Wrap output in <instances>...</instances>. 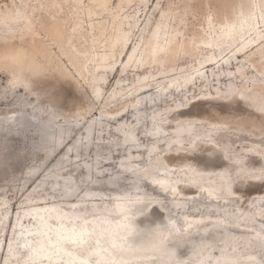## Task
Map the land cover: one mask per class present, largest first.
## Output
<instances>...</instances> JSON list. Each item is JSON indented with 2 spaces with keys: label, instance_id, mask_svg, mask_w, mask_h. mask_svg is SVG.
<instances>
[{
  "label": "rangeland",
  "instance_id": "obj_1",
  "mask_svg": "<svg viewBox=\"0 0 264 264\" xmlns=\"http://www.w3.org/2000/svg\"><path fill=\"white\" fill-rule=\"evenodd\" d=\"M12 1L0 0V14L6 6L16 9ZM14 1L19 3V0ZM84 1L88 2V0ZM226 1L111 0L113 10L110 13L100 9L101 14L92 17L95 23L104 22L102 25H107L99 35L93 36L92 31L75 30L72 36V42L78 50L89 49L90 53L103 52L106 49L103 46L108 44L107 40L111 32H114L110 24L115 13L123 8L124 13L131 16L133 27L129 33L128 49L121 53L120 47H115V56L109 59L116 63L115 67L105 73V82L100 81V97L97 99L93 95V76L100 70L95 67V63L88 62L87 72L79 75L75 71L58 44L47 35L51 23L50 14L52 12L50 10L42 9L41 20L45 23V28L37 21L39 19L37 13L29 14L34 23L28 27H24L23 23L16 18L17 13L13 14L15 20L6 18V21H3L0 15V58L6 54L25 52L39 64L36 70H30L28 73L31 88L29 91L19 87L10 89L13 78L9 71L13 70V67H0V155L10 151H15L19 155V159L17 158L19 162L9 157L8 170L0 174V186L4 185L0 194L8 201L5 207H0V218H2L0 221L2 230L0 232V264L5 257L4 248L15 234V230L21 232V234H15L17 239L12 242L19 252L18 259L23 260L21 264H34L26 255V247L28 248L30 244L36 245L39 241L38 237L45 233L44 229L47 227L43 229L36 222L37 218H41L39 213L42 211L39 206L35 208L31 204L44 203L46 205V203L57 202L59 210L73 206L81 218L91 219L105 208L114 209L115 206L112 203L115 199L124 197L127 192H129L128 198L136 203L129 209V217L138 220L137 229L140 231H136L137 235L143 238L145 236L143 230L147 228L151 229L154 234L150 249H144L143 244L133 245L135 253L145 256L140 260V264H251L248 262L251 259V254L255 256L252 259H256L258 264H264L263 242L250 234L253 229L241 226V230L237 231L229 221L222 220L233 213L238 216L244 212L252 214L250 209L255 204L264 203V161L258 157L245 155L243 146H248L250 140L242 139L227 152H224L218 145L204 144L200 140L196 141L195 149L188 147L189 143L186 140L183 149L163 150L164 142L161 141L159 143L161 150L158 154L160 166L189 164L186 166L187 168H181V170L185 169L187 174L184 171L179 172L178 167L173 168L169 174L175 177L173 180L176 184L175 192L177 191V193L175 194H162L145 180L140 182L139 189L133 191L131 189L132 176L125 172L120 175L115 184L107 185L109 178L107 173L116 172V162L126 151L120 145V135L123 133L115 130L114 126L115 123L120 125L119 121L114 118L110 119L111 116L101 115V113L119 112L125 105H127V112L120 111L116 116L120 121L131 123L135 119V115L128 112V109L135 107H142L135 112L140 117L144 116L139 124L134 122L131 125L138 137V149L140 150V154L136 153L135 157L131 158L136 166L145 163L147 159L145 151L149 145L155 143L154 136L158 138L163 135L168 138L172 136L173 120H177V118L189 119L197 123H208L207 125L216 123L220 125L223 132L227 128L239 127L242 129L238 131L239 134L241 136L249 134V139L264 136V75H259L253 67L264 64V57L258 61L255 60L260 54L259 45L252 44L246 50L247 53H241L238 49L242 45L240 41L226 51L223 58L217 57L219 60L217 65L200 69L205 78H197L200 75L197 72L200 68L198 62L214 56L211 50L215 49V47L196 43L204 38V30L209 31L208 26L204 27V19L209 15L211 18L212 16L215 19L218 16L220 18L225 12L224 2L226 4ZM232 1L238 3L240 0ZM242 1L247 2V0ZM250 1L258 4L262 0ZM233 11H237V9H233ZM168 12H170L169 18L172 22L166 29L169 32L168 38L175 37L177 42L184 43L189 47L196 43L197 48L178 54L174 63L164 61L166 54L162 52L154 59H149L150 64H145L141 68L125 67V63L122 62L127 60L128 50L135 44H139V49L144 48L149 31L161 16ZM179 16H182V21H179ZM84 21V26L89 29V18L85 17ZM76 22L78 20L73 19L68 24L74 27ZM257 30L264 31V25L261 24ZM92 39L95 41L92 42ZM138 51L140 52V50ZM215 53L218 52L215 50ZM247 56H249L248 59ZM243 63H246L247 78L245 79L244 76L238 77L237 66ZM192 75H194V84L189 83L186 88L178 86L177 82H182L183 77ZM143 76L149 77L151 85L147 90L150 91L148 94L138 95L140 92L135 93L133 90L143 83L142 80H139ZM229 77L232 79L228 80ZM163 86L168 87L167 95L162 94L164 91L161 87ZM117 87L123 89L117 90ZM181 89L183 90L181 91ZM129 90L131 93L127 95ZM4 91L8 94L7 96H4ZM169 91L171 92L169 93ZM116 95L118 96L116 97ZM158 97H162V99L154 103L153 106L146 102L141 103ZM107 101L110 103L106 104ZM175 103L178 107H171V104ZM24 104L29 107L27 112L22 110ZM169 109H171L170 114L167 115L169 120H161V126L152 130L153 125H149L148 122L151 114L156 116L157 113ZM15 112L28 117L30 128L9 131L14 123ZM88 121H93L89 139L83 135V127ZM41 124H45L54 135L58 128L63 130L70 128L71 135L65 143L74 138L78 139V148L69 150L64 160L56 167H53L52 164L64 154V148L59 146L54 149L55 142L45 140V137L36 131V127ZM157 131L158 134L153 135ZM88 140L89 143H87ZM214 143L218 142L214 141ZM50 147L53 148V152L47 154V149ZM163 156L168 162L164 161ZM84 166H88L90 169L86 176L84 175ZM143 168H141L143 175H158L160 173L152 164ZM24 169H36L37 174L33 178L25 179L21 174ZM98 169L102 171L99 177L96 174ZM220 170L226 175V182L216 175ZM19 173L20 177H18ZM193 173L198 179L195 181V186L187 188L185 182L180 180V176L189 179ZM42 174L46 175L45 182L36 186L35 181ZM55 182L58 184L53 186ZM196 185L208 186L212 191L211 195L207 197L205 195L207 190H198ZM225 185H230L233 193L228 198L222 199L221 191L225 190ZM28 190H32L30 198L23 203ZM67 191L71 193L69 196L66 195ZM87 191L90 196L84 198L83 192ZM40 197L43 198L40 199ZM73 200L78 202L71 204ZM153 201L161 206L157 208L154 203L149 204L147 212L150 214L146 216L144 214L146 206ZM173 201L179 204L176 207L170 206ZM94 205L97 206V210H93ZM20 207H27V209ZM6 208H8V213H5ZM183 213L187 215V220L206 215L197 224L201 226L215 221L222 222L227 226L229 233L226 234L219 228L210 227L204 234V238L198 239L196 235L201 230L194 226L188 228L182 226L179 219ZM3 214L7 215L4 217ZM16 214L17 220H15ZM97 218L100 219L102 225L113 229L119 228L121 224L118 215L113 213ZM171 218L176 219L179 223V232L173 235L172 241L166 242L170 231L166 232L165 225ZM258 218L261 221L254 222V225L262 226L264 218ZM49 220L53 221L54 218L51 217ZM16 223L18 224L15 225ZM50 225L54 229V225ZM82 227L83 225L78 224L74 229ZM24 231L25 234H23ZM210 231L215 235H211ZM98 233L99 228L89 226L88 238L85 241L86 247L81 251L78 250L80 254L87 253L94 247V244L97 243ZM53 234L51 232V236ZM27 236L32 239L27 240L28 245L25 246L22 240H26ZM173 241H177L180 245V250L177 253L171 250ZM73 243L67 241L70 252L77 250V245ZM191 243L195 247V253L187 254L184 249ZM49 246L51 245L49 244ZM51 251L48 249L46 253L52 258L54 254ZM167 253L169 257L164 256ZM223 255L229 256L224 260L225 263L220 262ZM126 257L127 254H123L122 258L126 260ZM11 259L13 258L11 257ZM90 259L95 262L92 255H90ZM127 261H125L126 264H131V261L129 263ZM203 261H207V263Z\"/></svg>",
  "mask_w": 264,
  "mask_h": 264
},
{
  "label": "bare ground",
  "instance_id": "obj_2",
  "mask_svg": "<svg viewBox=\"0 0 264 264\" xmlns=\"http://www.w3.org/2000/svg\"><path fill=\"white\" fill-rule=\"evenodd\" d=\"M110 1L111 0H88V2L84 0H19V3H17L16 1L13 0L12 4L14 5V7H16V9L6 6L5 10H1L2 14L0 15L3 21H6V18L10 20H15V16L13 14L17 13L18 16L16 18H18L23 23L24 27H28V26H32L34 23L29 17V14L32 13V15H35V13H37L39 15V19H37V21H39L41 26L44 27L45 23L41 20L42 9L50 10L52 12L50 14L51 23L48 28L47 35L51 38L52 41L58 44V47L65 55L67 61L74 67L75 71L79 75L87 72L88 62L95 63V67L98 70H100L98 74H94L93 76V82H94L93 95L94 98L97 99L100 97V90H101L99 85L100 81H102V83L105 82L106 80L105 73L108 70H113V68L115 67L116 63L109 60L110 58L115 56L116 53L115 47L119 46L121 53L124 50L128 49L127 45L130 40L129 33L133 27V22H131L130 20L131 16L124 13L123 8H120L115 13L112 23L110 24L111 27L114 29V32H111L110 37L107 40L108 44L106 46H103L108 51L106 49H104L103 52L96 51L94 53H90L89 49L85 51H80L73 44L72 36L75 30L92 31L93 36L99 35L100 32L107 27V25L103 26L102 24H104V22L95 23L92 17L100 15L101 14L99 12L100 9H103L108 13H110L113 10ZM224 6H225V10H224L225 12L220 18L219 16L216 19L213 18V16L211 18V16L209 15L204 19V27L208 26L209 31L206 32L204 30V38L200 40V42L197 41L196 43L197 44L201 43L203 46H207V47H215V49L212 48L211 50L214 56L204 61L200 60L198 62V67L200 68H198L197 72L198 74L200 73V75H198V77L196 76L197 78H201V79L205 78V76L202 75V71L200 69L204 67H214L215 65H217L219 61L217 57L221 56V58H223V54L226 51H228L232 46L239 43L240 41L242 45L238 49L241 53H247L246 50L249 48V46H251L252 44L254 45L257 44L259 45L258 51H260L259 52L260 54L256 57L255 60L258 61L260 58L264 57V31L257 30V28H260L261 24L264 25V0H262L258 4L253 3L250 0H247V2H243L242 0H240L238 3H235L232 0H227L226 4L224 2ZM233 9H237V11H233ZM169 16H170V12L164 13L161 16L160 20L155 24V26L152 27L151 31H149L148 39L145 42L144 48L139 49V44H135L134 46L131 47V49L128 50V53L126 55L127 60L122 62L125 63L126 65L125 67L141 68L145 64H150L148 62L149 59H154L159 53L162 52H165L166 54L164 61H172L174 63L175 58L177 57L178 54H181L184 51H189L197 48L196 43L192 47H189L184 43L177 42L175 37L168 38L169 32H167L166 29L169 28V26L172 24ZM85 17L89 18L88 21L89 29H86V27L84 26ZM73 19L78 20V22H76L75 24L76 26L74 27L68 24ZM179 21H182V16H179ZM252 35L254 36L252 37ZM94 41L95 40L92 39V42ZM138 50H140V52ZM215 50L218 52L217 54L215 53ZM95 57L97 58L95 59ZM248 57L249 56H247L246 58L248 59ZM38 65L39 64L35 61V59L32 56L27 55V53L25 52H18L16 54H6L4 57L0 58V67H7V68L13 67V70L9 71L11 77L13 78V80L11 79L12 82L10 89H15L16 87H19L26 91L31 90L29 86L30 81L28 78V73L30 70L31 71L34 69L36 70ZM253 67H255V71L258 72L259 75H264V64L259 65L258 67L256 66ZM237 68L239 72L238 77L244 76V79L247 78L246 63L237 66ZM193 77L194 75L189 77H183L182 82L180 81L177 82L179 83L178 86L180 87L183 86L186 88L188 87L189 83L194 84L195 81ZM230 79H232V77L228 78V80ZM139 80H142L143 83H141L137 88H134L133 91L135 93L140 92L138 95L148 94L150 90H147V88H149V86L151 85L149 77L143 76L140 77ZM161 88H163L164 91L162 94L167 95L168 93L166 91L168 87L163 86ZM122 89H123L122 87L121 88L117 87V90H122ZM182 90L183 89H181V91ZM170 92L171 91H169V93ZM130 93L131 92L129 90L127 95H129ZM7 95L8 94H6L5 92L4 96ZM118 95H116V97ZM162 97L160 98L158 97L156 99H150L148 101H142L141 103L144 104L146 102L153 106L154 103L160 101ZM109 103L110 101L106 102V104ZM171 107H178V105L177 103L171 104ZM28 109L29 107L24 104L22 110L27 112ZM140 109H142V107H135L134 109H128V112L130 111L133 113V115H135V119L132 120L131 123H128V121L126 122L120 121L119 117H116L120 111L125 110V113L127 112L126 111L127 105H125L124 108L119 110V112L101 113V115L102 114L108 115L111 116L110 119L114 118L119 121L118 123L120 125L115 123L114 126H115V130L123 133V135H120L121 138L120 145H122V147H124V150L126 151L125 154L119 157V160L116 162V166H115L116 172L112 174L107 173V175L109 176L107 180L108 186L115 184L116 180L120 177V175L125 172L131 174L132 176L133 184L131 189L133 191L139 189L140 182L142 180H145L146 183H148L156 191L162 194L177 193V191L175 192L176 184L173 182L175 177L170 176L169 174L173 171L172 169L176 167L179 168V172L184 171V173H186V170L185 169L181 170V168H187L186 166H188L189 164L184 163L181 165L178 164L169 165L168 167L160 166V158H158L159 157L158 154L160 153L161 150V147L159 145L161 141L164 142L163 150L166 149L169 150L173 148L180 149L184 146L183 144L186 140H188L189 143L187 146L195 149L197 145L195 144L197 143L196 141L200 140L204 144L208 143V144L218 145L224 150V152H227L230 149H232L233 146L236 143L240 142L242 139L250 140V144L248 146H243L245 155L258 157L264 161V136H258L257 138L254 137L249 139L250 138L249 134H247L246 136H241L239 134L238 131L242 130L239 127L227 128V130L223 132V129L220 127V125L216 123H211L210 125H207L208 123L207 124L203 122L197 123L189 119L177 118V120L176 119L173 120L174 122L172 126L173 127L172 136L170 138L164 135L159 138L154 136L153 139L155 140V143L149 145L145 151V154L147 156L145 163L142 164L141 166L140 165L136 166L134 165L131 158L132 156L134 158L136 153L140 154V150L138 149L139 147L137 141L138 137L135 133V130L131 128V125L134 122L135 124H139L142 121V118H144V116L141 115L140 117L135 112V110L139 111ZM170 111L171 109L166 110L165 112L162 113L156 112L157 113L156 116H152L151 114L150 119H148L149 125H153V128L151 129L156 130V127L161 126L160 125L161 120H165V121L169 120L167 119L168 118L167 115L170 114ZM15 114L16 116L14 119V123L9 129L10 132H13L15 130H21L28 127L30 128L31 125L26 115H20L18 114V112H15ZM161 117H165V118H161ZM92 125H93V121H88L83 127L84 130L83 135L87 139H89L90 137ZM36 131L42 134L45 137V140L50 142L54 141L55 142L54 149H56L59 146L60 148H64V154L61 157H59L57 160H55V162L52 164L53 167H56L62 160H64V157L69 150H74L78 148L77 138H74L73 140H70L68 143H65L66 140L71 135L70 128H67V130L58 128L56 135H54L49 130V128L45 126V124H41L36 127ZM156 134H158V131L155 132L153 135ZM149 138L151 139V137ZM214 141H217L218 143H214ZM87 143H89V140ZM52 152H53V148L50 147L47 149V154H51ZM9 157L19 162L18 160L19 155L18 153H15V151H10L7 154H1L0 174L1 172H6L8 170ZM163 159L164 161L168 162V160L164 156ZM148 164H152V166L156 168V170L160 173L158 175H148V174L143 175L141 172L142 171L141 168L147 166ZM89 171H90L89 167L84 166L85 176L88 174ZM101 172L102 171L98 169L96 173L98 177L100 176ZM21 174H23L25 179L33 178L36 176L37 170L24 169L21 172ZM216 175L222 181L224 180L226 182L227 177L222 170L218 171ZM18 177H20V173L18 174ZM45 177L46 175L44 174L39 176L38 179L35 181L36 186L42 185L45 182ZM197 179L198 177L194 175V173L193 176L189 177V179H184L182 178V176H180V180L185 182L187 188H192ZM57 184L58 183L55 182L53 186H56ZM229 186L227 185L226 187H224L225 190L221 191L222 199L228 198V196L233 193V190ZM3 187L4 185L0 186V192H2ZM197 189L201 191L206 189L207 193H205V195H207V197H209V195H211L212 193L211 189H209L208 186L198 185ZM31 191L32 190H28V192L25 194L23 203L29 200ZM133 191L131 192L133 193ZM70 194L71 193L69 191L66 192L67 196H69ZM125 194L126 195L124 197L115 199L114 203H112V205L115 206L114 209L105 208V210H103L99 214L94 215V218L91 219H88L86 217L81 218V215L77 213L76 208L73 206H70L69 208H65V210L64 209L59 210L58 209L59 205L57 202H52L51 204L46 203V205L44 203L31 204V206H34L35 208L39 206V208L42 211L41 213H39L41 218H37L36 222L39 223L40 226L43 227V229L45 227L47 228L44 229L45 233L40 237H38L39 241L37 242L36 245L30 244L28 248L26 247V251H25L26 255L30 257V260L33 261L34 264H41V262H43V264H104L107 262H109L110 264L112 263L126 264L125 263L126 260H128L127 261L128 263L129 261H131V264H140L141 263L140 260H142V258H144L145 256L138 255L137 253H135L133 245L143 244L144 249H150L154 240V234L151 229L147 228L143 230L145 231V236L143 238H140L139 235H137L136 231H140L137 229L138 220L129 217L130 216L129 209L132 206H135L136 203L132 202V199L128 198L129 192ZM87 196H90L89 191L85 193L83 192V197L86 198ZM42 198L43 197H40V199ZM77 202L78 201L73 200L71 204H76ZM7 203L8 201L4 198L2 194H0V207H5ZM153 203L157 208L161 206L159 203H156L155 201L148 203L144 211V214L146 216L150 214L149 212H147V208L149 207L148 205ZM177 204L179 203L173 201L170 203V206L176 207ZM20 208L27 209V207H20ZM50 209H53V211H50ZM93 210H97V206L94 205ZM250 210H252L250 211L253 212L252 214H250L249 212H244L240 216H238V214L236 213H233L227 215L228 216L227 218H222L221 216L218 217L222 218V220L229 221V223L232 224L234 226V229H236L237 231L241 230L240 228L241 226L253 229L251 230L250 234L255 238L261 239L263 242L262 246L264 247V224H261L262 226H259L257 224L254 225V222L261 221V219H259L258 217L264 218V203L263 204L259 203L258 205L255 204L253 208ZM5 213H8V208H6ZM110 213L118 215V219L121 223L119 228L113 229L112 227H109L107 225H102L100 219L97 218L103 215H109ZM17 214L15 220L18 219ZM6 215L7 214H3L4 217ZM51 217L54 218L53 221L49 220V218ZM205 217L206 215H201L191 220H187V215L183 213L182 217L179 220L181 221L182 226L186 228L194 226L198 230H201V232H197L196 238L198 239H203L204 234L208 232V228L210 227L214 229L219 228L221 229V231L226 232V234L229 233L227 230V226L224 225L222 222L215 221V222L207 223V225L202 224L201 226L197 224L199 220ZM1 220L2 218H0V221ZM17 224L18 223H16L15 225ZM50 224L54 225V229ZM78 224L83 225V227L74 229V227ZM89 226L99 228L97 243H95L94 247L91 248L90 251H88L87 253L80 254L78 250L81 251L86 247L85 241L88 238L87 232ZM165 226H166V232L170 231L169 237L166 239V242H170L173 239V235H176L179 232V223L177 222L176 219L171 218L168 219ZM1 231L2 230L0 229V232ZM14 232L15 234H21V232L18 230H15ZM51 232L54 233L53 236H51ZM211 232L212 231H210L209 233ZM15 234H13V237L10 238L9 242H7L4 248L5 257L1 262L2 264H9L10 262L11 264H21V262H23V260L18 259L19 252L15 249L12 243L15 242V240L17 239ZM23 234H25V231L23 232ZM211 235H215V234L211 233ZM31 239L32 237L27 236L26 240L23 239L22 242L25 244V246H27L28 245L27 240H31ZM67 241L74 242L73 244L77 245V250L75 252L68 251ZM49 244L51 246H49ZM48 249L52 250L51 253L54 254L52 258L50 255L46 253ZM171 250L172 252L175 253H177L178 250H180V245L178 244L177 241L172 242ZM184 251H186L187 254H194L195 247L191 243L189 246H187L184 249ZM123 254H127L126 260L125 258H122ZM90 255H92L95 262L91 261ZM164 256L169 257V254L167 253ZM11 257L13 259H11ZM228 257L229 256L227 255H223L222 258L220 259V262L225 263L224 260ZM252 257L255 256L251 254L250 255L251 259L248 262L251 264H258L256 262V259H252ZM203 262L207 263V261H203Z\"/></svg>",
  "mask_w": 264,
  "mask_h": 264
}]
</instances>
